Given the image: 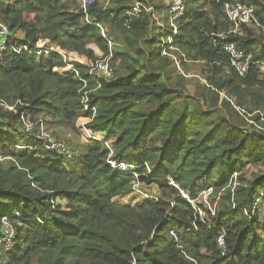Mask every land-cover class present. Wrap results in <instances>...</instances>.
<instances>
[{"label": "trees", "instance_id": "obj_1", "mask_svg": "<svg viewBox=\"0 0 264 264\" xmlns=\"http://www.w3.org/2000/svg\"><path fill=\"white\" fill-rule=\"evenodd\" d=\"M137 1L94 0L83 21L75 0H0L8 29L0 99L15 109L0 108V222L6 218L15 230L14 248L0 264H264L257 215L264 204V131L248 122L264 128V75L254 67L238 75L224 49L233 43L264 60V28L227 33L224 3L236 0H185L172 34L170 0ZM239 1L262 24L264 3ZM112 29L122 31L126 48L112 47L119 70L106 79L90 68L98 54H108ZM164 46L176 60L162 54ZM63 50L78 61H66ZM176 61L182 68L204 63L205 84L196 95L171 68ZM83 103L95 109L92 118ZM20 115L47 116L46 124L63 123L76 135L75 123L90 119L85 152L45 149L36 129H22ZM107 141L114 160L131 168L106 162ZM258 165L263 169L248 170ZM235 180L247 184L227 190L213 211L196 203L207 187ZM134 181L156 185L158 196L133 209L114 203Z\"/></svg>", "mask_w": 264, "mask_h": 264}, {"label": "built area", "instance_id": "obj_2", "mask_svg": "<svg viewBox=\"0 0 264 264\" xmlns=\"http://www.w3.org/2000/svg\"><path fill=\"white\" fill-rule=\"evenodd\" d=\"M77 1L85 15V21H88V15L86 14V9L88 4L92 3L93 0H75ZM110 0H104L105 4H108ZM184 2L185 0H170V6L168 8V27H171L173 34L177 32L175 21L179 19L181 16L184 15L186 12L184 9ZM136 10V9H135ZM147 10H152V8L147 7ZM224 10L227 16L228 21L231 23V29L227 32H237L240 30V27L242 25H257L264 27V24H259L258 19L256 18L254 11L252 9V6L248 4L247 2H242L239 0H236L235 3L231 4L228 2L224 3ZM128 27V25L126 26ZM161 30H164V26H161ZM7 35H8V29L7 27L0 23V52L6 48L7 44ZM219 35L221 37H224L225 33L220 32ZM103 36L105 37L104 33ZM105 40L108 42L109 50L108 54H106L104 57H101L97 60H95L93 66L90 68V71H97L102 77L109 79L112 77L114 70L111 66V58H112V43L111 38H106ZM167 42H170V38H168ZM171 48V47H169ZM22 49L27 50L25 46H22ZM225 51L229 55V67L233 68L238 75H244L249 71L251 67H254L257 69L260 74L264 75V60H253L251 54H244L240 50H238L233 43H229L224 47ZM17 51V50H15ZM45 51V50H44ZM57 51V50H56ZM167 50L165 49V46L162 49V54H165L167 56L172 57L174 60L175 56L171 53H167ZM58 52V51H57ZM63 58L65 59L66 56L63 54ZM176 65H178L176 61ZM76 76L78 79H80L79 74L75 71ZM83 81V80H82ZM85 82L83 81V86L85 87ZM99 86V84H98ZM95 89V88H94ZM86 98H84V101ZM18 103V101H17ZM0 105L4 106L7 110H14V105H9L5 103L2 99H0ZM83 109L85 111L91 110V118L95 114V109L90 108L88 104L83 103ZM21 120V126L22 129L25 132H30L33 129H36V134L38 139L41 140L42 145L47 150H54L57 151L60 154L66 153L65 143L57 139L55 136L50 134L48 131L44 128V123L42 120L38 121L37 125L34 127L33 123L30 122V120L25 117V115H20ZM94 137V136H93ZM95 138V137H94ZM105 146L108 148V142H105ZM26 146H20V148H25ZM106 162L111 165L113 168H117L120 170H125L127 168H131L130 165L123 163V162H116L112 159V150L108 152V155L106 157ZM147 172H149V168L147 167ZM192 202V201H191ZM218 244L220 247L224 246L222 235H220L217 238ZM15 243V230L11 224L6 218H3L0 222V255H3L9 251H12L14 248Z\"/></svg>", "mask_w": 264, "mask_h": 264}, {"label": "rangeland", "instance_id": "obj_3", "mask_svg": "<svg viewBox=\"0 0 264 264\" xmlns=\"http://www.w3.org/2000/svg\"><path fill=\"white\" fill-rule=\"evenodd\" d=\"M64 1H71V0H64ZM260 1H262L264 3V0H260ZM134 2H135V4L140 3L137 0H129V3H131V4ZM141 3L148 6L147 1H146V3H144V2H141ZM98 4L101 5L100 1L98 2ZM73 6L76 7V9L79 8V5L77 3H73ZM83 21H85L84 18H83ZM262 24H264V20H263ZM262 28H264V27H262ZM109 32H110V34L108 33L107 37L111 38L110 41L112 43V47L116 44L115 48H117V50L118 49L123 50V48L125 47V43L123 42L122 31H120L118 29H116V30L112 29V30H109ZM122 44H124V46ZM91 47L94 49V51L96 52V55H97L98 54L97 49L93 45H91ZM63 53L66 56V61H71V60L78 61V59H79V58H77V55H75V52H73V51L63 50ZM101 55L102 54H98L97 55L98 57H96V58H100ZM78 57H81V56H78ZM83 57L84 56H82V61L84 60ZM177 61H178V59H177ZM178 63H179V61H178ZM111 66L113 67L114 72H115V70H117V71L119 70V68H118L119 63L117 60L111 61ZM171 68L173 70L179 72L184 77L183 78L184 79L183 80V86L186 89L187 93H189L190 95H196L197 93L200 92L201 85L205 84V65H204V63L195 62V61H186V66L183 68L180 65L177 66L176 63H175V69L173 66H171ZM176 75H177V73L174 72L172 79H171V83H175V79L178 76V75L177 76ZM223 95L224 94L222 92V94H220V96H223ZM8 96L9 95H6L7 98H8ZM3 99H4L3 101L5 103H7L6 101H8V100L6 98H3ZM15 102L13 104H15ZM7 104H9V103H7ZM9 105H11V104H9ZM0 106H1L0 108L4 107L2 105H0ZM7 111H11V110H7ZM13 111H15V109ZM25 117H27V116H25ZM27 118L30 120V122L33 123L34 127L37 125L38 121L42 120L44 123L45 130L48 131L53 136H55L57 139H60L65 143L66 153L68 154V156L72 152H74L75 154H77V152H79V151L85 152L86 147H87L86 145L89 142V140H88L89 133H88V130L86 128L85 123L89 122L90 119L87 121L80 119L75 123V126L77 127L78 133H79L78 135H76V134H73L71 132V130L69 129V126L68 127L64 126L63 123L46 124V121H49V119H48L49 117H47V116H44V115L38 116V119H36V120L30 119L29 117H27ZM248 122L256 130L264 131V128L261 124H258L256 122H254L253 120H249ZM5 133L8 137H15L17 139V136H12L10 134V132H5ZM98 139H100V138H98ZM107 142H108V148H109L108 152H110V150H112V159L114 160V155H115L114 147L110 143V141H107ZM129 157L130 156L127 157V155H126L124 157V159L129 158ZM8 159H10V158H8ZM6 160L7 159H5V161ZM120 162L125 163V160L120 161ZM260 169H263V166H261V165H258L255 167L250 166L248 170H253V171L257 172V171H260ZM241 183H242V185L247 184L246 181H243ZM241 183H240V181L235 180V181L231 182L230 184H228L227 186L220 188V189H215V188H212L211 186H209L199 194L198 199L196 200V203L201 204L203 207H206V208L213 211L218 206V203H219L221 196L227 190L231 191V194H233V192L237 188V185H239ZM223 189H224V191H223ZM158 194H159V191H158V188L156 185L144 184V183H141L138 181H134L131 184V188L126 193H124L120 197L113 198L112 201L116 204L126 205V206L131 207L133 209V208H136L137 206L145 205L150 199H155L158 196ZM258 205H260V202ZM193 207L195 209H197V206L195 203H193ZM257 215H259L258 217L260 218V221L263 223L264 222V204L260 205L259 209L257 208ZM257 233H259V231Z\"/></svg>", "mask_w": 264, "mask_h": 264}, {"label": "bare ground", "instance_id": "obj_4", "mask_svg": "<svg viewBox=\"0 0 264 264\" xmlns=\"http://www.w3.org/2000/svg\"><path fill=\"white\" fill-rule=\"evenodd\" d=\"M172 34H173V32H172Z\"/></svg>", "mask_w": 264, "mask_h": 264}]
</instances>
